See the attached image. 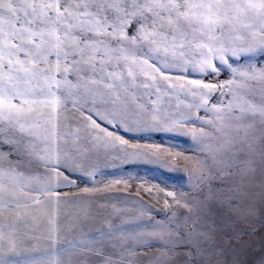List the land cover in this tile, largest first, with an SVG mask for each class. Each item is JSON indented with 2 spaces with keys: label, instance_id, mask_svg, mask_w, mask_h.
Masks as SVG:
<instances>
[{
  "label": "snow or ice",
  "instance_id": "1",
  "mask_svg": "<svg viewBox=\"0 0 264 264\" xmlns=\"http://www.w3.org/2000/svg\"><path fill=\"white\" fill-rule=\"evenodd\" d=\"M0 264H264V0H0Z\"/></svg>",
  "mask_w": 264,
  "mask_h": 264
},
{
  "label": "rangeland",
  "instance_id": "2",
  "mask_svg": "<svg viewBox=\"0 0 264 264\" xmlns=\"http://www.w3.org/2000/svg\"><path fill=\"white\" fill-rule=\"evenodd\" d=\"M147 168V170H146ZM139 175L147 176L153 179H163L164 176L178 177L182 172L172 173L165 169H158L155 166H142L139 168Z\"/></svg>",
  "mask_w": 264,
  "mask_h": 264
}]
</instances>
